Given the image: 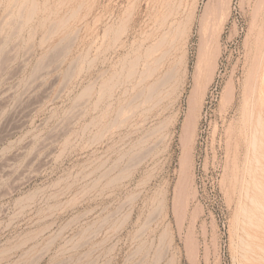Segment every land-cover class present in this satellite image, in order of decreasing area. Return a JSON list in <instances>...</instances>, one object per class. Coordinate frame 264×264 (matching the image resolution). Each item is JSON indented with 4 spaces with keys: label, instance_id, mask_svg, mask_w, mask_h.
<instances>
[{
    "label": "rangeland",
    "instance_id": "obj_1",
    "mask_svg": "<svg viewBox=\"0 0 264 264\" xmlns=\"http://www.w3.org/2000/svg\"><path fill=\"white\" fill-rule=\"evenodd\" d=\"M260 33L264 0H0V264H264Z\"/></svg>",
    "mask_w": 264,
    "mask_h": 264
},
{
    "label": "bare ground",
    "instance_id": "obj_2",
    "mask_svg": "<svg viewBox=\"0 0 264 264\" xmlns=\"http://www.w3.org/2000/svg\"><path fill=\"white\" fill-rule=\"evenodd\" d=\"M210 5V4H209ZM261 29V28H260ZM263 29V28H262ZM260 32V31H259ZM261 34V33H260ZM263 34H261V36H262ZM264 36V35H263ZM259 37V36H258ZM260 39H262L261 37H260ZM258 41V40H257ZM261 41H263V43H264V38H263V40H261ZM260 41V42H261ZM262 43V42H261ZM261 43H260V47H261ZM259 46V45H258ZM263 47V46H262ZM261 50H262V48H261ZM260 50V51H261ZM258 51H259V49H258ZM263 51V50H262ZM261 51V52H262ZM203 53H204V51H202ZM202 53V55H201V57H200V62H199V64H198V70L200 71L199 72V76H198V78H197V82H196V85H195V87H194V90H193V93H192V102H194L195 101V97H196V95H197V93H198V91H199V89H200V87H201V79H200V77H202L201 76V74L203 75V71L205 70L204 68H203V62L205 61V57H204V54ZM258 54H260V53H258ZM206 55H208V53L206 54ZM261 56V55H260ZM259 56V57H260ZM263 56H264V53H263ZM181 58V57H180ZM179 58V59H180ZM262 59H264V57L262 58ZM261 61V60H260ZM258 63H259V61H258ZM263 65V64H262ZM177 66V65H176ZM208 68V67H207ZM260 69H261V67H260ZM170 70H172V69H170ZM169 70V71H170ZM169 71H168V73H169ZM205 72V71H204ZM173 74V73H172ZM170 75V74H169ZM198 75V74H197ZM171 76V75H170ZM173 76V75H172ZM255 76H257L256 74H255ZM255 78V77H254ZM161 83V82H160ZM159 83V84H160ZM256 83H257V81H256ZM255 84V83H254ZM154 85L156 86V84H155V82H154ZM154 85L152 86V87H154ZM252 85V84H251ZM158 86V85H157ZM151 86H150V88L149 89H151L152 88ZM158 87H156L154 90H156ZM253 89V88H252ZM153 90V91H154ZM152 90H151V92H153ZM256 91V90H255ZM150 92V91H149ZM155 92V91H154ZM157 92V91H156ZM150 94H152V93H150ZM255 94V93H254ZM252 95V94H251ZM149 97V96H148ZM193 118V113H190L187 117H186V119H185V122H184V127H183V133H182V143H183V146H184V149H186V147H187V145H188V137H189V134H190V126H191V122H192V119ZM258 121V120H257ZM256 121V122H257ZM252 123V122H251ZM258 123V122H257ZM253 124V123H252ZM259 124V123H258ZM255 126V125H254ZM258 126V125H257ZM260 128V127H259ZM263 130V129H262ZM254 136V135H253ZM254 139V143H257L256 141H255V137L253 138ZM256 147V146H255ZM259 147V146H258ZM254 150H255V148H254ZM257 158V157H256ZM185 159H183L182 160V168H184L185 167V161H184ZM259 160V159H258ZM256 182H257V180H255ZM258 183V182H257ZM248 184V183H247ZM252 185H253V183H251ZM258 185V184H257ZM255 185H253V187H254ZM250 187V186H249ZM257 187V186H256ZM260 187H261V189H262V187L263 186H261L260 185ZM258 188V187H257ZM245 189H246V187H245ZM253 189H255V188H253ZM186 190V177H185V173L184 172H182V176H181V179H180V181L178 182V184L176 185V188H175V199H176V202H178L179 200H180V198L182 197V195L184 194V191ZM248 190V189H247ZM257 191V190H256ZM258 191H259V189H258ZM247 192V191H246ZM260 192V191H259ZM258 192V193H259ZM251 193H252V191H251ZM247 194H248V192H247ZM255 194V193H254ZM260 194V193H259ZM262 195V194H261ZM258 197H259V195H258ZM251 199V198H250ZM249 201H251V200H249ZM253 203H254V206H255V208L256 209H261V207L263 208V206H262V203L260 202V200H257V199H253ZM250 204V203H249ZM253 205V204H252ZM244 207V206H243ZM243 207H242V209H243ZM245 207H246V205H245ZM247 209V208H246ZM244 210H245V208H244ZM246 212V211H245ZM258 212V211H257ZM262 212H264L263 210H262ZM242 213H243V210H242ZM247 215V212L246 213H244V215ZM249 214V213H248ZM243 215V216H244ZM258 215V214H257ZM244 218V217H243ZM264 218V217H263ZM245 220H246V216H245V218H244ZM249 220V223H250V225L252 226V224H251V221H250V218L248 219ZM248 223V224H249ZM253 223V222H252ZM255 223V222H254ZM255 224H257V223H255ZM255 224H253V225H255ZM248 227L250 228V226L248 225ZM253 227V226H252ZM256 227V226H255ZM254 228V227H253ZM255 229V228H254ZM246 245V244H245Z\"/></svg>",
    "mask_w": 264,
    "mask_h": 264
}]
</instances>
